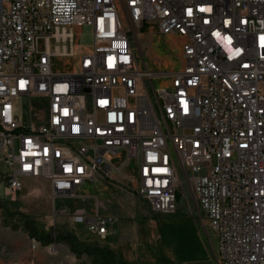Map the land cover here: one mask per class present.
<instances>
[{
  "label": "built area",
  "instance_id": "obj_1",
  "mask_svg": "<svg viewBox=\"0 0 264 264\" xmlns=\"http://www.w3.org/2000/svg\"><path fill=\"white\" fill-rule=\"evenodd\" d=\"M83 27L90 41L80 46L73 29ZM144 27L181 38L180 68L139 61L133 37ZM57 57L74 68L55 70ZM31 98L47 101L45 116L32 114ZM130 160L153 210L192 195L219 264H264V0H0L5 192L33 178L75 197L86 181H131ZM71 220L99 239L116 221Z\"/></svg>",
  "mask_w": 264,
  "mask_h": 264
},
{
  "label": "rangeland",
  "instance_id": "obj_2",
  "mask_svg": "<svg viewBox=\"0 0 264 264\" xmlns=\"http://www.w3.org/2000/svg\"><path fill=\"white\" fill-rule=\"evenodd\" d=\"M73 31L79 36L76 38L78 45L89 43V28H74ZM143 31L138 36V42L133 37L139 61L141 62L142 54L145 67L151 70L171 71L180 68L181 38L178 35H160L154 28L144 27ZM74 65L65 57H57L54 69L70 70L74 68ZM153 81L156 87L166 85L164 78H155ZM30 103L32 114L45 116L47 110L45 99L31 98ZM16 106L17 112H22L21 99ZM122 171L133 179L121 180L111 185L112 187L108 190L95 193L92 201L55 197V203L42 179L24 178L20 191L12 196L7 194L6 182L2 180V175L8 172V168L0 163V244L11 237L12 231H20L29 236L24 227V221L27 219L33 221L39 231L51 233L53 238L51 243L66 246L70 255L77 259L79 264H115V258L118 256L125 257L122 264H144V256L145 264L146 262L149 264H219L216 233L207 217L196 210L192 195L187 194L183 197L177 194L173 211H155L151 204L143 200L136 191L138 184L136 161H128ZM28 181L30 184L27 185ZM122 182H125V185ZM139 200H141L140 203ZM81 208L86 209L88 213L98 208L120 219L123 216H120L117 211L125 210L124 215L127 216L128 225L132 222L139 223L138 234L136 235L131 229L126 231L127 239L119 249L118 242L121 241L119 223L114 224L116 229L114 233H109L106 239H99L88 231L85 223L71 222V216ZM140 209H144V212ZM142 214H145V219H142L144 218ZM131 215L135 220H132ZM142 225H145L144 251ZM59 234L71 235L74 238L75 250H72L68 242L59 237ZM117 248L118 252H116Z\"/></svg>",
  "mask_w": 264,
  "mask_h": 264
},
{
  "label": "crops",
  "instance_id": "obj_3",
  "mask_svg": "<svg viewBox=\"0 0 264 264\" xmlns=\"http://www.w3.org/2000/svg\"><path fill=\"white\" fill-rule=\"evenodd\" d=\"M143 29L140 32H144ZM29 179H33V178H29ZM28 184H30V181L27 182V185ZM123 184L125 185V182ZM111 185L113 184H109L106 181H102L98 179L86 181L84 184H82L78 188L77 196L67 197V198L70 200L80 199V200H89V201L91 200L92 201V197H94L95 193L99 191L108 190L109 188L112 187ZM45 187H46L47 192L51 195L52 200H54V202L56 203V198L52 195L50 185L47 181H45ZM30 190H33V189H30ZM58 197L65 198L62 196H58ZM140 202L141 200H139V203ZM60 208H62V206H60ZM140 210L144 212V209H140ZM76 212H83L84 214L88 216H91L95 213L99 215L109 214L108 212L100 211L98 208L89 213L84 208L78 209ZM117 212L120 214V216H123L122 219H120V217H114L116 219L114 224L119 223L118 228L121 234L120 235L121 241L118 242V245L120 249L123 246L124 240L127 239L125 236L126 231L131 229L137 235L138 229H139V223L132 222L130 225H128L127 220H126L127 216L124 215L126 211L123 210V211H117ZM141 216L144 217L142 219H145V214H142ZM131 218L132 220H135L133 219V215H131ZM114 224L112 225V228H111V232L113 233L116 231V229L114 228ZM142 230H143L142 231L143 233L142 246H143V251H144L145 249V232H144L145 225H142ZM53 244H55L56 246V251L50 252L49 247H48L49 244L43 245L39 241H36L35 239H31L27 234H23L20 231L19 232L12 231L11 237L7 239L3 244H0L1 245L0 246V264H12L13 261L22 262L24 264H79L77 263V259H75L72 255H70L69 249L66 246L58 245L56 243H53ZM119 249L117 248L116 252H118ZM123 260H125V257L122 258L118 256L115 258V264H122ZM144 264H145V256H144ZM146 264H149V262H146Z\"/></svg>",
  "mask_w": 264,
  "mask_h": 264
},
{
  "label": "trees",
  "instance_id": "obj_4",
  "mask_svg": "<svg viewBox=\"0 0 264 264\" xmlns=\"http://www.w3.org/2000/svg\"><path fill=\"white\" fill-rule=\"evenodd\" d=\"M24 227H25L26 231L28 232L29 236L31 238H35L37 241H40V242H42L44 244H50L51 241L53 240L51 233L44 232V231H39L36 228L34 222L31 221V220L25 219ZM59 237H61L62 239L66 240L68 242V244L70 245V247L72 248V250H75L74 238L71 235H69V234L60 235L59 234ZM83 250L85 251L86 247Z\"/></svg>",
  "mask_w": 264,
  "mask_h": 264
}]
</instances>
